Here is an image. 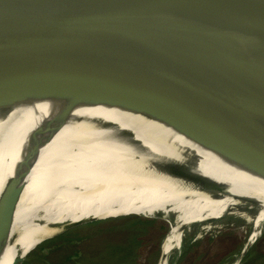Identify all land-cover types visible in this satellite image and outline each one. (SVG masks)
Segmentation results:
<instances>
[{
	"label": "water",
	"instance_id": "95a60500",
	"mask_svg": "<svg viewBox=\"0 0 264 264\" xmlns=\"http://www.w3.org/2000/svg\"><path fill=\"white\" fill-rule=\"evenodd\" d=\"M62 25L65 31L79 28L92 43L65 51L53 43L61 36L54 28ZM259 30H264V0H0V103L22 94H41L34 98L40 101L50 95L42 101L53 107L46 123L130 156L139 150L132 147L136 135L97 121V115L81 110L90 106L67 96L120 104L176 121L213 148L252 160L254 150L264 148ZM98 128L103 130L94 131ZM97 133L102 136L94 138ZM127 165L116 182L135 173ZM172 173L181 177L182 172ZM16 195L4 192L0 204L13 208ZM124 215L36 223L39 232L55 231L23 255L9 250L6 258L21 264L47 240ZM7 232H0V254L9 238L11 246L25 233Z\"/></svg>",
	"mask_w": 264,
	"mask_h": 264
},
{
	"label": "bare ground",
	"instance_id": "6f19581e",
	"mask_svg": "<svg viewBox=\"0 0 264 264\" xmlns=\"http://www.w3.org/2000/svg\"><path fill=\"white\" fill-rule=\"evenodd\" d=\"M63 29V25L54 28V33L59 32L61 36L53 43L65 51L92 43L88 34L79 28ZM256 35L264 39V30L257 31ZM28 96L22 94L15 100L0 103V203L4 192L17 194L13 208L6 209L0 204V232L8 229L10 236L25 232L11 246L8 245L10 238L7 240L0 254V264L10 263V257L6 258L9 250L23 255L41 238L55 231L51 228L39 232L41 223L58 225L81 217L127 213L153 217L150 211L142 210L158 209L190 197L207 199L211 205L191 223L185 221L173 233H169V229L163 238L157 264H166L168 254L178 251L184 236H198L211 227L207 224L210 219L236 215L251 224L246 242L231 264L238 263L261 233L264 148L255 149L252 160L237 158L200 141L176 121L120 104L67 96L90 106L84 107L88 110H81L97 115V121L136 135L132 147L139 150L130 157L125 152L108 149L46 123L44 118L53 107L42 101L52 96L47 95L49 97L41 101L34 99L43 98L41 94H34V98ZM25 98L27 100H23ZM92 109L106 110L114 115L100 114ZM100 130L103 129L94 131ZM126 162L127 170L135 173L118 183L120 169ZM173 165L184 169L173 168ZM173 171L182 172L179 173L181 177H176ZM183 171L188 173L186 179Z\"/></svg>",
	"mask_w": 264,
	"mask_h": 264
},
{
	"label": "rangeland",
	"instance_id": "374dc122",
	"mask_svg": "<svg viewBox=\"0 0 264 264\" xmlns=\"http://www.w3.org/2000/svg\"><path fill=\"white\" fill-rule=\"evenodd\" d=\"M177 202L178 206L171 202L142 210L153 217L128 214L84 224L43 242L21 264H157L165 232L177 231L185 221L191 223L211 205L199 197ZM207 224L211 227L198 236H184L178 251L168 254L166 264H231L251 224L236 215L210 219ZM237 264H264V224Z\"/></svg>",
	"mask_w": 264,
	"mask_h": 264
},
{
	"label": "trees",
	"instance_id": "16d2710c",
	"mask_svg": "<svg viewBox=\"0 0 264 264\" xmlns=\"http://www.w3.org/2000/svg\"><path fill=\"white\" fill-rule=\"evenodd\" d=\"M179 204H180V202H176V204H173V206H176V205L178 206ZM164 229H165V227H164ZM39 258L44 259L45 257L42 253H40Z\"/></svg>",
	"mask_w": 264,
	"mask_h": 264
}]
</instances>
